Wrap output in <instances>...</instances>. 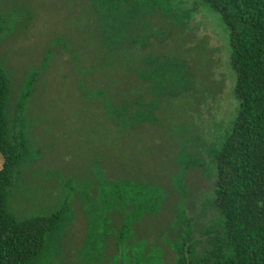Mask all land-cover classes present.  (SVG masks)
<instances>
[{"label":"rangeland","instance_id":"rangeland-1","mask_svg":"<svg viewBox=\"0 0 264 264\" xmlns=\"http://www.w3.org/2000/svg\"><path fill=\"white\" fill-rule=\"evenodd\" d=\"M95 2L0 0V63L10 78L9 106L26 72L45 53L48 57L26 100L30 151L38 157L14 176L6 207L22 219L68 202L72 218L66 237L42 264L118 263L111 249L102 259L106 263L98 250H82L85 221L75 193L90 203L86 193L95 183L94 172L146 182L158 188L161 200L156 212L142 214L133 225L134 238L153 253L150 264H171L164 240L174 234L175 215L194 217L196 230L211 221L212 210L204 204L212 174L195 165L208 166V148L220 140L236 106L227 33L218 15L197 0H149L140 7L142 46L107 50L99 42L95 9L101 5ZM143 56L149 73L156 70L147 83L135 76ZM167 59L186 62L192 75L189 91H177L173 81L166 84L167 92L153 95L162 73L174 79L167 74ZM92 89L115 100L146 91L158 102L155 119L128 128L114 124Z\"/></svg>","mask_w":264,"mask_h":264},{"label":"trees","instance_id":"trees-1","mask_svg":"<svg viewBox=\"0 0 264 264\" xmlns=\"http://www.w3.org/2000/svg\"><path fill=\"white\" fill-rule=\"evenodd\" d=\"M146 1L97 0L101 5L95 9L99 11L100 44L107 50L128 49L136 43L142 46V33L137 31L144 26L140 7ZM197 1L215 12L226 30L236 106L220 140L208 148V166L195 165L212 174L210 198L204 204L212 210L211 221L196 230L195 218L179 212L171 229L174 234L165 236L164 242L171 264H264V0ZM47 58L45 53L39 65L26 72L12 106L10 78L0 63V264L44 263L66 237L72 218L65 200L48 214L22 219L6 207L14 176L23 164L27 166L38 157L30 151L26 100ZM171 59L166 60L167 74L174 79L162 73L153 95L167 92L173 81L179 92L192 87L186 62ZM147 64L148 59L140 58L135 70L140 83L156 76V70L149 73ZM92 90L100 110L114 124L128 128L155 119L158 102L147 98L146 91L115 100L101 89ZM99 174L93 173L95 183L91 181L86 193L90 203L82 193H75L85 221L82 250H98L102 263L111 255L119 260L112 264H150L153 253L134 238L133 225L142 214L157 211L160 191L143 181L108 179ZM178 182L174 185L179 189Z\"/></svg>","mask_w":264,"mask_h":264}]
</instances>
